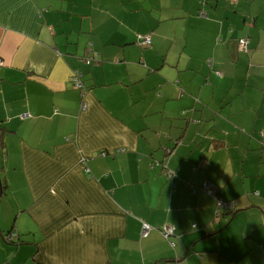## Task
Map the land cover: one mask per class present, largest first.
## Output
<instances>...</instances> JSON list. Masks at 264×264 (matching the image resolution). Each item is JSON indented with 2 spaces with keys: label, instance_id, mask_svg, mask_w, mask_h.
I'll list each match as a JSON object with an SVG mask.
<instances>
[{
  "label": "crops",
  "instance_id": "1",
  "mask_svg": "<svg viewBox=\"0 0 264 264\" xmlns=\"http://www.w3.org/2000/svg\"><path fill=\"white\" fill-rule=\"evenodd\" d=\"M146 1L0 0V264H264V29Z\"/></svg>",
  "mask_w": 264,
  "mask_h": 264
},
{
  "label": "rangeland",
  "instance_id": "2",
  "mask_svg": "<svg viewBox=\"0 0 264 264\" xmlns=\"http://www.w3.org/2000/svg\"><path fill=\"white\" fill-rule=\"evenodd\" d=\"M173 1L174 7L172 12H174L170 19L166 21H161L163 26L165 27H191L189 25H185V20L182 18V13L178 11H183L184 9L181 8L183 5L184 8L186 7L189 10H194L196 14L200 17L204 18L202 12L199 10L201 4L206 0H147L146 3L150 4L151 2H155V13L156 18L160 20V14L163 11L164 6H168ZM215 3L217 0H214ZM202 11L203 9L202 5ZM226 11L227 17L225 16V25H227L228 31L230 28L234 27H249L250 21L256 18L257 27H261L264 29V0H219V7L217 9L216 15L218 16V20L220 21L223 18V13ZM181 15V16H179ZM197 15V16H198ZM193 23V21H192ZM196 27H201L202 22L197 20L194 22ZM228 39L229 33L227 35ZM221 38V36L219 37ZM227 39V40H228ZM150 46V45H149Z\"/></svg>",
  "mask_w": 264,
  "mask_h": 264
},
{
  "label": "built area",
  "instance_id": "3",
  "mask_svg": "<svg viewBox=\"0 0 264 264\" xmlns=\"http://www.w3.org/2000/svg\"><path fill=\"white\" fill-rule=\"evenodd\" d=\"M137 42L142 45V46H149L152 44V39H151V36L149 34H143V35H139L138 36V39H137ZM249 43V39L248 38H241L240 39V46L242 49H247V45ZM87 63L90 62V58H88L87 60ZM2 63V60L0 59V64ZM73 81L75 83V85L77 87H82L83 86V82L80 80V77L79 75H74L73 76ZM24 117L27 116V114L23 115ZM121 149H117V151H120ZM124 150V149H122ZM109 152L108 151H102L100 153V155L102 156H105L107 155ZM203 189H205L207 192L211 193L212 195L216 196V187L210 183V182H205L203 185H202ZM217 197V201H218V208H217V213L218 214H221V207H226V208H229V209H233L234 208V205L232 203H227L225 202L221 197L219 196H216ZM150 229V226L148 223H144L143 225V228H142V235H146L148 233ZM164 235L166 237H169L172 233H173V229L171 227H166L164 229ZM15 233H11L9 236H7V239L8 240H12L14 237H15ZM172 245H174V242H172Z\"/></svg>",
  "mask_w": 264,
  "mask_h": 264
},
{
  "label": "water",
  "instance_id": "4",
  "mask_svg": "<svg viewBox=\"0 0 264 264\" xmlns=\"http://www.w3.org/2000/svg\"><path fill=\"white\" fill-rule=\"evenodd\" d=\"M3 183H2V179H1V177H0V198H1V196H2V194H3Z\"/></svg>",
  "mask_w": 264,
  "mask_h": 264
},
{
  "label": "trees",
  "instance_id": "5",
  "mask_svg": "<svg viewBox=\"0 0 264 264\" xmlns=\"http://www.w3.org/2000/svg\"><path fill=\"white\" fill-rule=\"evenodd\" d=\"M4 187H5V186L3 185V189H4Z\"/></svg>",
  "mask_w": 264,
  "mask_h": 264
}]
</instances>
